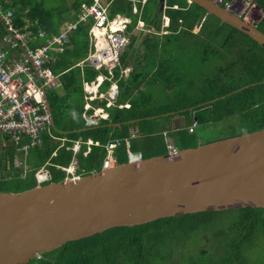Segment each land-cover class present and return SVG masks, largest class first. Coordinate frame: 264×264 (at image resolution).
Wrapping results in <instances>:
<instances>
[{"label":"trees","instance_id":"obj_1","mask_svg":"<svg viewBox=\"0 0 264 264\" xmlns=\"http://www.w3.org/2000/svg\"><path fill=\"white\" fill-rule=\"evenodd\" d=\"M107 1L111 18L117 14L131 18L128 27L131 32L138 22V16L132 12L133 3ZM231 1L222 0L221 5L226 7ZM92 2L74 0L68 6L64 0H0V6L4 11L14 12L16 29L31 32L27 44L35 49L51 35L58 34L64 22L76 20L82 4ZM161 2L146 0L141 20L152 33L146 34L140 53L133 47L137 37L131 36V44L122 54L120 65L132 70L126 78H120V67L114 69L119 90L117 101L109 108L105 100L94 101L93 105L102 107L108 118L89 128L82 119L83 81H95L100 72L87 67L81 70L77 64L88 55L91 23L80 24L69 35L63 53L55 55L56 61L50 65L54 74H62L64 93L47 90L55 126L50 129L51 135L42 136L40 146L29 151L27 170L14 166L16 154L12 147L0 149V192L19 193L33 187L35 173L47 163L53 183L65 180L66 173L58 167H68L73 158L77 159L80 175L101 171L105 145L112 140L129 139L130 122L136 120L139 122L133 126L138 127L140 136L131 139L128 147L123 142L117 149L118 164L127 162V149L132 154H140L142 159L166 155L165 139L155 134V129L160 119L173 117H161L169 113L185 118L186 128L177 132L180 149L197 147L196 132L202 125L223 126L232 137L264 128V49L244 33L207 15L206 10L196 4L187 0H165L166 9L162 11ZM256 2L264 13V0ZM163 15L169 19V26L160 41L158 34L162 31ZM1 23L0 36H4L8 32ZM257 28L264 33V17ZM40 31L46 36L39 37ZM137 59L139 62L131 66ZM204 66L210 67L212 73L207 75ZM109 85L106 82L101 90L105 91ZM176 86L177 91L171 94ZM245 86L248 87L231 94ZM162 95L166 96L165 100L161 99ZM216 99L214 103L196 107ZM125 105L129 107H120ZM193 107L196 108L189 111ZM194 123V130L190 132ZM52 136L59 140L55 141ZM61 139L66 142L62 144ZM89 140L93 145L86 156L85 144L78 154L73 153L76 141ZM224 215L229 217L227 222L215 228L218 218ZM207 229L213 231L211 240L215 246L212 250L197 245L198 241H203L201 236L210 232ZM263 234L264 208L199 212L140 226L113 228L69 242L29 264H264V257L251 261L246 253L247 247L256 244Z\"/></svg>","mask_w":264,"mask_h":264},{"label":"water","instance_id":"obj_2","mask_svg":"<svg viewBox=\"0 0 264 264\" xmlns=\"http://www.w3.org/2000/svg\"><path fill=\"white\" fill-rule=\"evenodd\" d=\"M187 2L264 49V33L230 6L223 7L217 0ZM242 208H264V128L181 149L177 157L167 153L132 159L67 182L33 185L19 193L0 192V264H29L69 242L117 227Z\"/></svg>","mask_w":264,"mask_h":264},{"label":"built area","instance_id":"obj_3","mask_svg":"<svg viewBox=\"0 0 264 264\" xmlns=\"http://www.w3.org/2000/svg\"><path fill=\"white\" fill-rule=\"evenodd\" d=\"M14 19L13 11H4L0 6V20L8 32L0 38V149L7 150L12 147L16 156L22 154L27 157L32 148L42 144L44 134L51 135L52 115L48 111L45 96L48 89L55 88L58 84L57 76L50 67L52 52L64 51L69 35L76 31L80 24L91 23L89 34L94 50L89 58L90 63L96 68L108 69L110 77L105 79L110 80L113 77V69L120 65L121 55L130 44V37L127 33L128 21L111 18L103 0H93L90 5L82 4L76 20L62 25L58 34L50 36L45 45L35 49L28 47L27 34L15 28ZM45 36L44 31L39 32V37ZM8 49L22 50L23 59L11 61ZM118 95V86L114 83L99 98L105 100L106 107L109 108L114 106ZM87 99L92 101L94 97L88 96ZM120 107L128 108L129 105ZM89 108L90 106L86 105V111ZM99 118L88 113L83 114L85 127L96 126ZM195 124L189 128L190 132H193ZM139 136L138 130H132L129 139L109 141L105 145L102 169L116 167L117 149L123 142L128 147L129 141ZM166 148L171 156L180 155V149L173 144L168 143ZM127 154L130 160H139L128 149ZM20 165L27 170V159ZM48 165L49 163L35 173L36 185L51 181L46 167ZM58 168L72 174L69 167ZM72 179L75 177L72 176ZM37 258L40 259L41 256Z\"/></svg>","mask_w":264,"mask_h":264},{"label":"crops","instance_id":"obj_4","mask_svg":"<svg viewBox=\"0 0 264 264\" xmlns=\"http://www.w3.org/2000/svg\"><path fill=\"white\" fill-rule=\"evenodd\" d=\"M74 0H64V2L68 5V6H70L71 5V3L73 2ZM104 1V4L106 5V7H107V10H108V8H109V5H110V3L107 1V0H103ZM128 1H131L132 3H133V10H132V12H133V14L134 15H137L138 16V22H137V25L134 27V29L131 31V32H129L128 31V27H129V24H131V18L130 17H126V16H123V15H120V14H117V15H115L113 18H119V19H125V20H127L128 21V23H127V33H128V35H129V37H130V44H131V36H137V31L138 30H143L144 28H145V23L141 20V13H142V11H143V8H144V5H145V2H146V0H142V1H140V0H128ZM162 2V5H161V10L162 11H165V9H166V3H165V0H161ZM220 4H221V2H222V0H217ZM242 2L241 0H232L230 3H228L227 4V6L226 7H228V6H230L232 9H233V11L235 12V13H238V14H240V12H238V11H235L234 10V5H235V3L236 2ZM249 1V3L250 2H253V6H255V7H257L259 10H260V12H261V14H262V18L264 17V13H263V11L260 9V7L258 6V4H257V2H256V0H248ZM248 3V4H249ZM61 4H63V3H61ZM139 4L141 5V7H139ZM175 8H177V6H175ZM109 12V11H108ZM241 15V14H240ZM243 18H245L246 20H247V18L246 17H243ZM261 18V19H262ZM1 21V20H0ZM248 21V20H247ZM2 22V21H1ZM0 22V23H1ZM70 22V21H69ZM249 22V21H248ZM3 23V22H2ZM1 23V24H2ZM66 23H68V21L67 22H64L63 23V25L64 24H66ZM251 23V22H250ZM162 24H164V27H163V25H162V31L158 34V36L159 35H165L166 34V32H163V29H165L166 30V28L169 26V20H168V18H167V16L166 15H163V17H162ZM253 24V23H252ZM255 25H257V24H255ZM62 27V26H61ZM90 27H91V25H90ZM89 31H90V28H89ZM146 31H148V30H146ZM149 33H152V31H148ZM26 33V32H25ZM27 34V37H29V36H31V32H28V33H26ZM52 36V35H51ZM1 37H3V36H0V38ZM146 37V36H145ZM41 38H43V37H41ZM49 38V37H48ZM47 38V39H48ZM47 39L43 42V43H40V45H39V47L40 46H42V45H45L46 44V42H47ZM129 44V45H130ZM129 47V46H128ZM127 47V48H128ZM127 48L124 50V52L127 50ZM93 50H94V48H93V45H92V38L90 37V34H89V52H88V55H87V57L83 60V61H81L79 64H77V67L78 68H80L81 70H83V68L84 67H87V68H92V69H94V70H96V71H99L100 72V74H99V76H97L96 78L97 79H95V81H93L92 83L90 82V83H88V82H84L83 81V93H84V110H83V112H82V119H83V114H85V113H88V114H90V115H92V116H99L100 118H99V121L101 120V119H103V120H105V119H107L108 118V114L104 111V109L102 108V107H100L99 105H93V102L94 101H96V100H98V101H100V102H102V101H104V100H101L99 97L101 96V95H104L110 88H111V86L114 84V83H117V80L114 78V69H113V71H112V73H113V77H112V79H105V77L106 78H109L110 76H109V73L107 74V75H105L104 73H103V71L102 70H106L107 72H108V69H106V68H104V67H102V68H96V67H94L93 65H91V63H90V60H89V58H90V56H91V54H92V52H93ZM22 50H11V49H8V54H9V59L11 60V61H13V60H22L23 58H22ZM123 52V53H124ZM60 53H63V51L62 52H52V63L51 64H53L55 61H56V57H55V55H57V54H60ZM122 53V54H123ZM122 56V55H121ZM50 64V65H51ZM119 67H120V72H121V74H120V78H123V77H127L128 76V74L130 73V71H131V68L130 67H122L121 65H118ZM117 66V67H118ZM56 76H57V80H58V84H57V86L55 87V88H52V89H55L56 91H58V93H60L61 95H63L64 93H63V90H62V88H61V85H62V83H61V76H62V74H55ZM106 82H108V83H110V85L107 87V89L105 90V91H102L101 90V88H102V86L106 83ZM88 89V90H87ZM49 90V89H48ZM46 94H47V92H46ZM47 96V95H46ZM88 96H92V97H94V99L92 100V101H90V100H88L87 99V97ZM47 101H48V99H47ZM86 105H89L90 106V108L86 111V109H85V107H86ZM97 110H99V111H97ZM101 110V111H100ZM103 110V111H102ZM91 111V112H90ZM100 113H102L103 115H99ZM170 115L169 116H167V117H170V116H173V117H171L170 119H168V120H165V119H160V121L158 122V124H157V126H156V129H155V134H157V135H162L163 137H164V139L165 140H167V139H170L171 140V136H174V135H177V132L178 131H180V130H182V129H184V128H186V122H185V118L184 117H182V116H174L173 114H171V113H169ZM166 115V114H165ZM162 118H166L164 115H162L161 116ZM154 118V117H153ZM85 125V124H84ZM134 125V124H133ZM133 125H131L132 127H130V134H131V131L132 130H138L139 131V129H138V127L137 126H133ZM191 127H192V125H191ZM86 128H89V127H86ZM52 138L56 141V140H59V139H56L55 137H53L52 136ZM61 141V143L62 144H64L65 142H66V140L65 139H61L60 140ZM83 144H85L86 145V151L84 152V155L86 156L90 151H91V147H92V145H93V141H91V140H89L88 142H86V143H82V142H80V141H76L74 144H73V147H72V151H73V153L76 155V154H78L79 153V151H80V149H81V146L83 145ZM175 146V145H174ZM175 147H177V146H175ZM75 148H76V151H75ZM177 148H179V147H177ZM180 149V148H179ZM181 150V149H180ZM135 157H137V158H139V159H142L141 158V155L139 154V155H135V154H133ZM25 159H27V157H25L24 155H22V154H20L19 156H16V159H15V162H14V166L16 167V168H19V167H22V168H24V166H22V165H20V163H23V161L25 160ZM130 161V159H129V156H127V162H129ZM27 162H28V159H27ZM126 162V163H127ZM118 164V163H117ZM119 165V164H118ZM70 169L69 170H71V168L73 169L72 171H70L72 174H67L66 172V178H65V180L63 181V182H67V181H69V180H71L72 179V176H74L75 178H77V177H80V176H83V175H80V174H78L77 173V168H78V165H77V159L76 158H73V161H72V163L68 166ZM25 169V168H24ZM101 170H103V169H101ZM63 171V170H62ZM33 185L35 186L36 185V182H35V179H34V183H33Z\"/></svg>","mask_w":264,"mask_h":264},{"label":"rangeland","instance_id":"obj_5","mask_svg":"<svg viewBox=\"0 0 264 264\" xmlns=\"http://www.w3.org/2000/svg\"><path fill=\"white\" fill-rule=\"evenodd\" d=\"M241 1L242 2L239 1V2L235 3L234 10L240 12L241 16L246 17L249 22H251L253 24H258L262 18V14H261L260 10L257 7L253 6V2L249 3L248 0H241ZM162 25L164 27V24H162ZM198 30H199V28L195 29L194 32L197 33ZM163 32H165V29H163ZM136 33H137V36H135V37H137V41L134 43L133 47L137 48L139 53H140L142 50L141 44L143 43L145 36L148 33V31H146V28H144L143 30H138ZM162 36L163 35H159L160 41H162V39H161ZM135 62H139V59L132 62L131 66H133V64ZM221 67L223 68V66H221ZM203 68H204V72L207 75L212 73V70H210V67L204 66ZM196 77L197 76H194V78H196ZM175 91H177V86L175 87L174 90L170 91V93L173 94ZM161 99L165 100L166 96L162 95ZM201 127H199L197 129V132H196V136H198L197 137V143H198L197 146L232 137V136L227 135L223 126L222 127L218 126L219 128H216L213 125H202ZM168 143H171L177 147L181 146V141L177 137V135L171 136V140L170 139L165 140L166 146ZM31 186H27V187H31ZM228 218L229 217L227 215L219 217L218 221L216 222L215 228L221 227L224 223L227 222ZM206 231H210V232H205V234H203L201 236L203 241H198L197 245H201L200 247H207L208 250H212L215 246L214 240H211L212 235H213V233H212L213 231H212V229H207ZM203 232L204 231H199V233H203ZM263 237H264V234L261 236V239H259L256 244L247 247L246 253L248 255L247 258H249V260L252 261L256 258L264 257V239H262ZM204 245H206V246H204Z\"/></svg>","mask_w":264,"mask_h":264},{"label":"bare ground","instance_id":"obj_6","mask_svg":"<svg viewBox=\"0 0 264 264\" xmlns=\"http://www.w3.org/2000/svg\"><path fill=\"white\" fill-rule=\"evenodd\" d=\"M73 169L71 168V170L70 171H72Z\"/></svg>","mask_w":264,"mask_h":264},{"label":"clouds","instance_id":"obj_7","mask_svg":"<svg viewBox=\"0 0 264 264\" xmlns=\"http://www.w3.org/2000/svg\"><path fill=\"white\" fill-rule=\"evenodd\" d=\"M48 183H50V182H48ZM47 184V183H46Z\"/></svg>","mask_w":264,"mask_h":264}]
</instances>
